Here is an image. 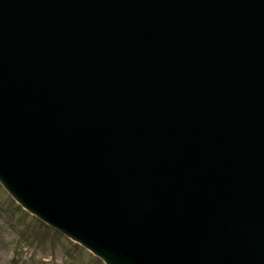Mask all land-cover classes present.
Returning <instances> with one entry per match:
<instances>
[{
  "label": "water",
  "instance_id": "1",
  "mask_svg": "<svg viewBox=\"0 0 264 264\" xmlns=\"http://www.w3.org/2000/svg\"><path fill=\"white\" fill-rule=\"evenodd\" d=\"M50 57L68 69L45 72ZM189 82L214 90L215 118ZM216 103L225 129L261 117L250 143L264 154V0H0V181L107 264H194L186 249L195 264H231L247 217L258 231L264 163L252 170L247 147L206 152ZM213 205L233 222L211 235L196 215Z\"/></svg>",
  "mask_w": 264,
  "mask_h": 264
},
{
  "label": "bare ground",
  "instance_id": "2",
  "mask_svg": "<svg viewBox=\"0 0 264 264\" xmlns=\"http://www.w3.org/2000/svg\"><path fill=\"white\" fill-rule=\"evenodd\" d=\"M137 3H138V1H137ZM57 10H59V8L54 9L53 12H55V11L61 12V11H57ZM125 16H128V13L126 11L124 13L120 14L119 18L122 19ZM54 17L56 19L62 20L59 15H54ZM55 21L59 23L58 20H55ZM61 28H62V26L60 24V29ZM70 49L71 50L75 49V45H73ZM51 50L52 49H50V51ZM79 54H81V53H79ZM170 54L173 55V53H171V52H170ZM4 56L6 58L11 59L8 53H4ZM68 57L71 60H73V58L70 57L69 53H68ZM175 57H176V59L178 58L177 56H175ZM54 58L55 57H50L49 59L47 58V60L52 64L53 68H50L48 66V68L45 69V72H48V73L54 72V74H58V73H60V71H65L68 69L69 65L66 64L64 59H62L64 63L59 64L56 61V59H54ZM67 61H69V60H67ZM177 62L178 61L176 60V63ZM172 66L175 67V65L173 63H172ZM17 67H19V66H17ZM17 67H15V68L20 74H22V72L25 74V72H24L25 66H22L20 68H17ZM28 69L30 71L32 70L31 68H28ZM183 73H184L183 71H181V70L179 71L180 75H183ZM176 74H178V72ZM171 77H173V76H171ZM41 78H42V80H45L46 83H49V84L52 83V81L48 78L47 75H42ZM162 83L165 84V81ZM189 84L195 90L196 95H194V96L198 97V102H195V103H197V104H205L206 103V108H207V112H208V114H205L206 117L209 118V116H210L211 119L215 118V115L211 114V112H212L211 106L214 103V97H213L214 96V90L213 89L210 90V88H208V87L203 89V84L201 82H189ZM169 88H168V90H170ZM165 95H166V91L164 93L159 92L155 95V98H156V100L160 101V99L162 97L164 98ZM2 103H5L7 105V107L11 104H14V102L12 100L11 101L5 100L3 95H2ZM213 107H214L215 114L218 115V118L216 119L217 120L216 124L213 121L211 122V120H210V121H205V123H203L201 126V128L203 130L202 145L206 149V152H210L209 155H211L213 150H215V151H218L222 154H229L230 151L232 152V150L236 149V155L241 156V154H240L241 151L245 147H247L248 156L251 157V169L252 170L256 169V166H257V162L254 163V161H252V158L258 159V162L264 163L263 150L262 151L259 149L256 150L255 145L251 144L254 140L253 134L255 133L256 128L261 127L263 125V120L261 119V117H258L257 115H254L253 117H249L247 114L244 115L243 119L237 121L236 125H234L235 129L237 130V131H234L231 128H229V129L223 128L224 126H226V124L228 125V121L230 120L229 115L226 114L225 118H222L218 104L216 103ZM248 118H250L249 122L251 124L255 125L254 129L251 130V132L245 127V125L247 123L246 121H248ZM1 122L6 123L7 122L6 118L2 117ZM219 123L223 127L217 125ZM229 125H231V123H229ZM225 132H227L226 135H225ZM254 144H256V142H254ZM25 154H26V152H25ZM192 156L197 158V165L201 167L200 172H203L206 169L205 174L210 175V174H212V172L216 171L215 167H217L218 162L209 161V162H207L208 165L205 166V164L203 163L204 162L203 158L198 159L197 155L193 154V153H192ZM195 162H196V159H195ZM205 174H200L199 176L202 178V177H204ZM186 180L191 181L190 177L186 178ZM244 182L247 183V181H245V180H244ZM257 182H258V180H257ZM186 183L190 184V182H186ZM249 185H250V183H249ZM251 185L254 186V184H251ZM251 185H250V187H251ZM261 190H262V192L261 193L256 192L257 195L255 196V199L257 201L256 205L259 206L260 215L262 217V219L258 223H255V224H258L260 227L257 228L258 231L255 232L253 229H251L249 227L250 218L249 217L246 218L245 225H246L248 232L243 234V235H240V236L236 235L232 239V242L234 243L235 248H236V254H235V256L227 255L228 257H226L228 262L231 264H264V213H263L264 188ZM252 191H253V189H252ZM248 199H249V196L247 194L245 195V193H244L242 196V202L244 204V207H247L249 205ZM212 207H213L214 214H211L209 211L204 212V210H202V214H197L196 216H198V220H197L198 222H200L201 219L207 220V229H205V231L210 232L211 235H214L216 232H218V230L222 224V221H223V219H225V217H226L225 220H227L228 222H229V220L233 222V218L229 215L228 212H227V214L224 213L222 211L221 206L215 207L213 205ZM46 209H48V208H46ZM245 209L249 211V208H245ZM48 210H50V209H48ZM246 210H243V211L246 212ZM193 213H197V210L194 209ZM251 227H252V225H251ZM262 227H263V230H262V233L260 234L262 241L261 242L259 241L260 242L259 243L255 240V237L260 238L258 233H260V229ZM196 234L202 235V231L198 230ZM216 239L218 242L220 241V238H216ZM226 245H227L226 242H220L218 244V251H220V252H218L219 254L221 253V251H223L224 246H226ZM227 247H228L227 254H230L231 253V244L229 243L227 245ZM193 253L194 252L192 250L186 249L183 255L186 256V258L192 257L195 261L194 262V264H195L197 257L193 256ZM221 255H223V254L221 253ZM216 258H218V256H216ZM212 261L214 262L215 260H212Z\"/></svg>",
  "mask_w": 264,
  "mask_h": 264
},
{
  "label": "rangeland",
  "instance_id": "3",
  "mask_svg": "<svg viewBox=\"0 0 264 264\" xmlns=\"http://www.w3.org/2000/svg\"><path fill=\"white\" fill-rule=\"evenodd\" d=\"M0 264H104L23 209L0 185Z\"/></svg>",
  "mask_w": 264,
  "mask_h": 264
}]
</instances>
